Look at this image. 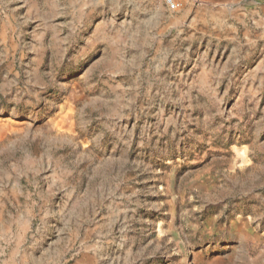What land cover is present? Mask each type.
Segmentation results:
<instances>
[{
  "label": "rangeland",
  "instance_id": "374dc122",
  "mask_svg": "<svg viewBox=\"0 0 264 264\" xmlns=\"http://www.w3.org/2000/svg\"><path fill=\"white\" fill-rule=\"evenodd\" d=\"M0 0V264H264V0Z\"/></svg>",
  "mask_w": 264,
  "mask_h": 264
},
{
  "label": "built area",
  "instance_id": "2783aa9c",
  "mask_svg": "<svg viewBox=\"0 0 264 264\" xmlns=\"http://www.w3.org/2000/svg\"><path fill=\"white\" fill-rule=\"evenodd\" d=\"M166 2L171 5V6H176V3L174 2V0H166Z\"/></svg>",
  "mask_w": 264,
  "mask_h": 264
}]
</instances>
